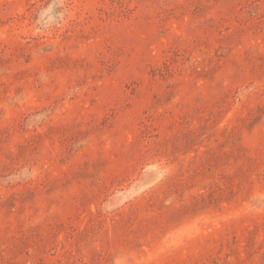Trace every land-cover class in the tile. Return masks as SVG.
Instances as JSON below:
<instances>
[{
  "label": "rangeland",
  "instance_id": "374dc122",
  "mask_svg": "<svg viewBox=\"0 0 264 264\" xmlns=\"http://www.w3.org/2000/svg\"><path fill=\"white\" fill-rule=\"evenodd\" d=\"M0 264H264V0H0Z\"/></svg>",
  "mask_w": 264,
  "mask_h": 264
}]
</instances>
